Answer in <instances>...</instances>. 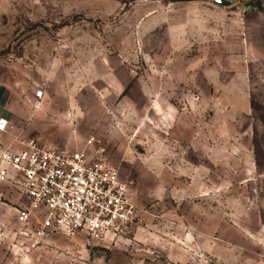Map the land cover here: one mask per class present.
I'll return each instance as SVG.
<instances>
[{
  "label": "rangeland",
  "instance_id": "rangeland-1",
  "mask_svg": "<svg viewBox=\"0 0 264 264\" xmlns=\"http://www.w3.org/2000/svg\"><path fill=\"white\" fill-rule=\"evenodd\" d=\"M3 116L5 145L103 158L136 210L38 239L0 185V264H264V0H0Z\"/></svg>",
  "mask_w": 264,
  "mask_h": 264
},
{
  "label": "built area",
  "instance_id": "built-area-1",
  "mask_svg": "<svg viewBox=\"0 0 264 264\" xmlns=\"http://www.w3.org/2000/svg\"><path fill=\"white\" fill-rule=\"evenodd\" d=\"M11 129L12 123L0 118V134ZM3 184L28 201L15 209L21 225L29 227L35 216H42L38 239L86 235L102 242L134 221L129 185L120 182L118 172L103 158L91 157L86 150L47 148L33 140L0 142Z\"/></svg>",
  "mask_w": 264,
  "mask_h": 264
},
{
  "label": "crops",
  "instance_id": "crops-1",
  "mask_svg": "<svg viewBox=\"0 0 264 264\" xmlns=\"http://www.w3.org/2000/svg\"><path fill=\"white\" fill-rule=\"evenodd\" d=\"M2 118H5L7 120H9L11 122V118L9 116H3ZM10 136V134H0V136ZM17 138V137H16ZM15 138V139H16ZM14 142L12 144L9 145H13ZM43 147H47V146H43ZM47 148H55V147H47ZM7 187H9V189H6V198L13 203L14 205H16L17 208H22L28 205V201L26 200V198H24L23 196H21L14 188H12L11 186L7 185Z\"/></svg>",
  "mask_w": 264,
  "mask_h": 264
},
{
  "label": "water",
  "instance_id": "water-1",
  "mask_svg": "<svg viewBox=\"0 0 264 264\" xmlns=\"http://www.w3.org/2000/svg\"><path fill=\"white\" fill-rule=\"evenodd\" d=\"M170 3H188V2H196V1H207V0H169Z\"/></svg>",
  "mask_w": 264,
  "mask_h": 264
}]
</instances>
